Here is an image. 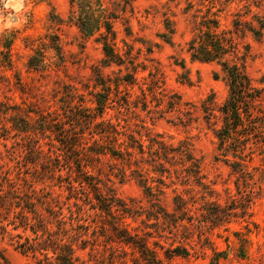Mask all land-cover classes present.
Wrapping results in <instances>:
<instances>
[{"label":"rangeland","instance_id":"374dc122","mask_svg":"<svg viewBox=\"0 0 264 264\" xmlns=\"http://www.w3.org/2000/svg\"><path fill=\"white\" fill-rule=\"evenodd\" d=\"M208 25H218L217 33L246 54V71L259 95L238 131L250 160L240 170L231 166L232 155L223 156L216 135L230 93L228 76L216 61L192 59L188 49ZM250 27H264V0H0V168L14 176L25 155L26 141L11 129V114L76 119L64 113L68 100L78 107L74 112L92 114L95 95L104 97L102 83L110 82L103 118L120 121L124 133H141L145 144L150 138L166 146L163 175L146 173L150 183H162L159 200L150 201L135 176L121 179L122 161L111 154L101 156L98 167L112 177L118 196L145 208L144 222L134 226L159 227L152 241L163 246L158 249L164 263L264 264V28L257 37ZM104 37L122 57L120 64H104ZM84 131L82 153L94 145L96 129ZM59 133L47 131L44 147L55 138L66 141ZM240 141H232L231 149ZM180 144L199 159L203 184L176 180ZM177 193L190 198L193 208L182 221L187 229L178 231L168 224L176 217ZM157 207L174 214L156 222ZM179 245L188 254L168 258ZM0 251L4 264H38L1 231Z\"/></svg>","mask_w":264,"mask_h":264},{"label":"trees","instance_id":"16d2710c","mask_svg":"<svg viewBox=\"0 0 264 264\" xmlns=\"http://www.w3.org/2000/svg\"><path fill=\"white\" fill-rule=\"evenodd\" d=\"M106 26L110 32L111 26ZM217 28L218 25H208L200 37L189 41L188 49L192 59L216 61L228 76L230 93L221 106L222 125L216 135L220 139L223 156L232 155L234 161L231 166L240 170L247 167L250 160L245 158L247 145L241 143L242 136L238 131L245 124V116L259 95L246 71V54L241 53L232 39L217 33ZM263 28L250 27V30L261 37ZM102 40L104 64H120L122 57L113 44L107 37ZM30 63L36 64L33 58ZM102 86H105L103 91L106 95L102 97L103 92H97L92 114L84 115L81 109L76 113L74 109L78 107L73 100L66 102L64 113L68 118L76 119H33L11 114V129L26 141L23 143L25 155L19 161L14 176L10 169L4 171L0 168V231L17 250L31 255L38 264H165L158 249L163 246L152 241L159 227L132 224L143 221L141 216L145 208L118 196L112 177L103 174L98 162L107 154L122 161L118 176L121 179L135 176L150 201L156 203L162 183H150L146 173L154 171L156 175H163L164 171L159 168L168 158L166 146L162 141L150 138L145 144L141 133H124L120 129V121L103 118L111 100V83H102ZM92 126L96 129L94 145L82 153L81 150L85 149L81 145L84 129ZM121 127L125 128V125ZM47 131L55 136L62 131L66 141L59 142L53 138L52 145L45 148L41 139L48 137ZM237 140L241 144L231 149L230 144ZM176 156L182 165L176 170V180L190 185L193 178L198 184H203L199 175L201 163L190 148L180 144L176 147ZM145 164L151 165V169H147ZM175 202L176 217L168 220V224L176 231L187 229L182 221L188 218L187 213L192 212V201L177 193ZM152 211V219L156 222L161 221L162 214H174L163 207ZM214 216H219L217 220L224 222L228 218L217 213ZM188 252L185 247L175 246L168 258L185 256ZM4 263L6 257L0 251V264Z\"/></svg>","mask_w":264,"mask_h":264}]
</instances>
